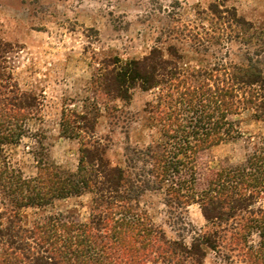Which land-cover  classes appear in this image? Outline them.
Instances as JSON below:
<instances>
[{
  "label": "rangeland",
  "instance_id": "obj_1",
  "mask_svg": "<svg viewBox=\"0 0 264 264\" xmlns=\"http://www.w3.org/2000/svg\"><path fill=\"white\" fill-rule=\"evenodd\" d=\"M214 3L219 0H0V98H9L11 91L30 95L34 106L31 114L13 121L19 136L0 143V171L31 178L39 160L75 171L81 145L93 141L105 147L111 166L124 168L132 149L161 142V125L145 106L165 89L135 87L128 101L107 98L94 79L113 61L142 59L152 48L170 58L173 48L187 70L224 65L231 71L247 58L264 68V0H223L213 12ZM74 114L94 122L92 133L79 128ZM232 118L240 134L195 155L196 191L216 172L243 162L264 138V120L253 118L250 107ZM63 122L73 128L72 138L61 136ZM168 183L153 189L149 182L138 204L168 240L189 245L208 223L197 202L168 206ZM5 192L0 185L2 226L14 217L32 228L64 218L86 223L90 216V193L13 207ZM258 207L264 208V198L252 209ZM235 221L228 220L221 246L202 247L203 264H249L248 249L256 250L260 237L256 229L241 232Z\"/></svg>",
  "mask_w": 264,
  "mask_h": 264
},
{
  "label": "trees",
  "instance_id": "obj_2",
  "mask_svg": "<svg viewBox=\"0 0 264 264\" xmlns=\"http://www.w3.org/2000/svg\"><path fill=\"white\" fill-rule=\"evenodd\" d=\"M219 3L212 5L213 12ZM169 54L165 58L152 48L142 59L113 61L94 79L111 100L128 101L135 87L165 89L145 106L161 125L162 140L145 150L132 149L126 167L111 166L103 155L105 147L93 141L81 145L75 171L40 160L31 178L0 171V185L13 207L92 195L86 223L64 218L26 228L16 217L4 226L0 222V264H203L202 247L221 246L229 219H236L241 232L258 231L260 243L256 250L248 249L249 264H264V208L252 209L258 198H264V138L243 162L216 172L199 191L194 187L195 155L240 134L234 115L250 107L253 118L264 120V68L259 60L247 58L246 64L231 71L224 65L187 70L179 66V54L173 48ZM10 93L9 98H0V143L19 136L20 128L13 127V121L33 112H28L34 107L32 96ZM74 117H79L84 133H92L94 122L88 123L86 115ZM61 127V136L73 137V128L64 122ZM149 182L153 189L169 182L165 188L168 206L181 208L197 202L207 229L189 245L168 240L138 204ZM1 217L0 213V221Z\"/></svg>",
  "mask_w": 264,
  "mask_h": 264
}]
</instances>
